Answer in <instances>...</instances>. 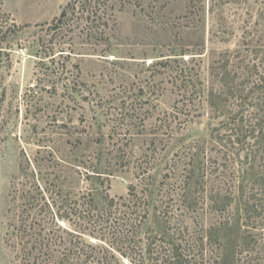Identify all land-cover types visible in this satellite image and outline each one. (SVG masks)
Instances as JSON below:
<instances>
[{
  "label": "rangeland",
  "instance_id": "1",
  "mask_svg": "<svg viewBox=\"0 0 264 264\" xmlns=\"http://www.w3.org/2000/svg\"><path fill=\"white\" fill-rule=\"evenodd\" d=\"M71 1L0 0V264H27L16 229L40 198L37 185L59 205L87 196L98 207L135 186L150 205L142 238H176L184 191L164 176L213 148L219 120L207 94L201 103L193 97L189 117L177 114L185 83L173 59H194L198 89L210 83L223 92L228 117L241 105L237 88L246 89L244 97L254 88L251 101H264V90L255 89L264 76V0H143V9L118 3L107 16L110 41L99 48L84 44L77 30L58 39L48 30ZM56 43L74 54L52 57ZM168 59L173 68L165 67ZM247 65L251 76L243 75ZM227 71L240 77L230 82ZM197 183L188 202L206 196ZM59 225L77 229V219ZM58 236V255L73 257L69 264H77L83 243L98 253L103 246ZM240 237L236 222L224 238L222 264H235Z\"/></svg>",
  "mask_w": 264,
  "mask_h": 264
},
{
  "label": "trees",
  "instance_id": "2",
  "mask_svg": "<svg viewBox=\"0 0 264 264\" xmlns=\"http://www.w3.org/2000/svg\"><path fill=\"white\" fill-rule=\"evenodd\" d=\"M143 2L85 0L82 3L73 0L48 25V30L54 33L56 39L64 32L77 30L84 44L99 48L110 41L107 29L110 10H114L118 3L142 8ZM63 46L56 43L51 49V56L61 57L68 52L67 56L74 54L73 49L65 50ZM170 60L164 63L165 67H174ZM173 60L178 64L177 69L173 70L185 83L183 107H178L177 114L186 112L189 117L193 97L197 96L201 103L207 94L213 119L219 120L211 135L213 148L202 154H193V159L183 168L174 164L171 173L164 176V179H174V184L184 191L182 197L185 200L176 209L181 218L177 221L176 238L169 242L159 235L142 238L141 232L149 218L150 205L145 194L135 186L130 188L127 197L108 199L106 206L98 207L94 199L87 196H82L74 206L68 200L59 205L41 185H37L40 198H33L29 207L22 211L21 223L16 229L17 238H20L18 246H22L20 253L24 254L27 264L72 262L73 257L64 255L60 258L58 255L57 248L62 245L58 244L59 232L75 234L84 240L94 238L103 243L99 253L95 251V246L83 243L78 248L77 264H222L227 249L224 238L236 222L240 223L241 237L233 252L235 264H264V101H251L254 88L247 90V97L242 95L246 89L237 88L241 105L228 117L222 107L225 101L223 92H214L210 83L204 85L200 82L205 87L198 89V81L191 73L196 69H190L194 59L190 62L181 61L184 60L182 58ZM253 69L254 66L247 65L243 75L251 76ZM225 74L230 82L240 77L239 74L232 76L228 71ZM255 89L264 90L263 75ZM222 116L225 118L221 120ZM194 183L206 193L201 202H188ZM73 216L77 219V229H64L59 225V221L69 222ZM192 218V223H186ZM86 247L95 249L91 248L93 252L89 254Z\"/></svg>",
  "mask_w": 264,
  "mask_h": 264
}]
</instances>
